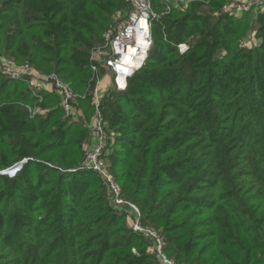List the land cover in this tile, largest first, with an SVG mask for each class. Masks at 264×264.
I'll use <instances>...</instances> for the list:
<instances>
[{
	"label": "trees",
	"instance_id": "trees-1",
	"mask_svg": "<svg viewBox=\"0 0 264 264\" xmlns=\"http://www.w3.org/2000/svg\"><path fill=\"white\" fill-rule=\"evenodd\" d=\"M221 5L194 0L152 20L144 64L124 91L103 96L105 158L171 260L264 264V11L237 18ZM127 9L125 0H0V54L83 94L94 85L91 49ZM253 31L256 46L242 47ZM35 100L0 72V170L26 159L0 174V264H161L96 173L67 171L85 154L90 91L78 100L83 121L64 117L53 92L30 118L24 104Z\"/></svg>",
	"mask_w": 264,
	"mask_h": 264
},
{
	"label": "built area",
	"instance_id": "built-area-1",
	"mask_svg": "<svg viewBox=\"0 0 264 264\" xmlns=\"http://www.w3.org/2000/svg\"><path fill=\"white\" fill-rule=\"evenodd\" d=\"M129 9L124 13L114 14L111 23L102 34L101 44L93 47L89 54V68L94 80L92 88L83 94L76 93L72 86L55 73H43L28 63H16L13 58L0 54V72L9 79L19 80L26 84L29 92L35 97L33 105L24 104L30 118L43 114L46 110L39 106L42 92H53L59 97V106L64 117L73 121H83L84 116L78 105V100L91 94L92 114L87 124L89 127L88 141L84 145L85 154L80 163L68 169L69 172L88 170L96 173L103 181L110 204L117 210H124L130 220L129 226L135 233L151 241L150 250L154 252L161 264H179L171 260L164 252L163 238L155 229L141 223V213L136 204L126 199L118 183L111 174L105 155L113 142V134L108 132L103 116V92L100 82L104 77L101 71H106L110 79V90L124 91L128 80L144 64L152 44L151 22L172 9L185 11L194 0H161L162 10L157 12L151 5V0H125ZM207 2H205L206 4ZM222 13L241 17L244 12L258 13L264 11V0H222ZM217 15L218 13H213ZM255 42L254 31L240 42L247 47L249 41ZM189 48L187 42L177 44L180 54ZM102 76H101V75ZM92 90V91H91ZM26 161V159H23ZM21 167L13 171H1L12 177Z\"/></svg>",
	"mask_w": 264,
	"mask_h": 264
},
{
	"label": "rangeland",
	"instance_id": "rangeland-1",
	"mask_svg": "<svg viewBox=\"0 0 264 264\" xmlns=\"http://www.w3.org/2000/svg\"><path fill=\"white\" fill-rule=\"evenodd\" d=\"M255 44H258V40L256 41V43ZM256 45H254V44H252V40H250L249 41V43H248V45H247V48L249 49H251V48H254ZM101 74L103 75V76H105L104 78H105V80H103V81H101L100 82V88H101V90H104L105 89V87H104V85L105 84H107L109 81H110V79H109V76H108V74H107V72L106 71H101ZM112 91H114V90H110V89H107V90H104V94L103 95H107L108 93H110V92H112ZM115 92V91H114ZM108 125V124H107ZM106 163L108 164V166H109V160H107L106 161ZM2 170H0V172H1ZM111 172V171H110ZM130 218V217H129ZM127 219V222H126V224H128L129 225V222H130V220L131 219ZM153 228V227H152ZM153 229H155V228H153ZM155 231L159 234V232L157 231V229H155ZM160 235V234H159ZM161 236V235H160ZM162 237V236H161Z\"/></svg>",
	"mask_w": 264,
	"mask_h": 264
},
{
	"label": "water",
	"instance_id": "water-1",
	"mask_svg": "<svg viewBox=\"0 0 264 264\" xmlns=\"http://www.w3.org/2000/svg\"><path fill=\"white\" fill-rule=\"evenodd\" d=\"M25 163V160L19 161L17 163H15L14 165H12L11 167L4 169L2 171H13L15 169H17V167H22V165Z\"/></svg>",
	"mask_w": 264,
	"mask_h": 264
},
{
	"label": "crops",
	"instance_id": "crops-1",
	"mask_svg": "<svg viewBox=\"0 0 264 264\" xmlns=\"http://www.w3.org/2000/svg\"><path fill=\"white\" fill-rule=\"evenodd\" d=\"M103 80H105V78H104ZM109 85H110V81H109L107 84H105L104 87H105L106 89H108V88H109ZM120 210H121V209H120Z\"/></svg>",
	"mask_w": 264,
	"mask_h": 264
},
{
	"label": "bare ground",
	"instance_id": "bare-ground-1",
	"mask_svg": "<svg viewBox=\"0 0 264 264\" xmlns=\"http://www.w3.org/2000/svg\"><path fill=\"white\" fill-rule=\"evenodd\" d=\"M100 85V84H99Z\"/></svg>",
	"mask_w": 264,
	"mask_h": 264
}]
</instances>
